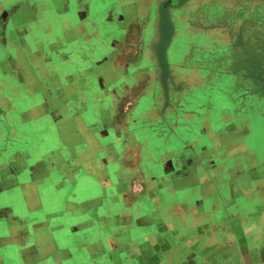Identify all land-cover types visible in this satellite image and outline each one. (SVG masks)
<instances>
[{
	"label": "crops",
	"instance_id": "1",
	"mask_svg": "<svg viewBox=\"0 0 264 264\" xmlns=\"http://www.w3.org/2000/svg\"><path fill=\"white\" fill-rule=\"evenodd\" d=\"M50 1L62 21L54 38L64 43H57L59 48L96 43L103 49L102 57L88 60L96 66L92 81L98 82V92L134 94L125 111L115 110L110 130L118 133L122 145H146L150 163L143 172L145 192L136 178L139 170L121 169L118 163L114 168L107 165L109 159L95 169L84 164L79 175L97 184L88 194L96 189L101 205L83 212L82 219L77 218L80 211L68 215L66 232L50 238L53 254H44V244L35 264H78L80 258L84 264H107L106 243L104 253H93L95 231H86L110 223L101 218L96 223L92 216L102 205L109 213L145 210L143 223L152 237L156 224L168 226L164 231L171 235L173 255L193 254L204 264H264V92L256 104L254 92H238L239 80L244 88L252 80L246 66L243 77L236 73L237 64L247 65V53L236 57V47L229 43L214 58L200 52L188 56L176 51L173 41L164 51L167 60L161 61L156 45L162 15L156 8L144 14L134 0H59V8L56 0ZM169 67L176 71L171 78L166 77ZM89 70L74 75L86 77ZM206 75L216 79V92L203 90L215 84L204 85ZM186 79L193 92H184ZM14 189L3 187L0 192ZM82 203L84 208L87 202ZM77 225L82 228L71 239ZM87 251L89 258H83ZM126 252L116 249L111 255L129 256ZM26 255L23 264H28ZM6 259L10 250L2 248L0 261Z\"/></svg>",
	"mask_w": 264,
	"mask_h": 264
},
{
	"label": "rangeland",
	"instance_id": "2",
	"mask_svg": "<svg viewBox=\"0 0 264 264\" xmlns=\"http://www.w3.org/2000/svg\"><path fill=\"white\" fill-rule=\"evenodd\" d=\"M55 2L59 8V0ZM133 4L141 13L152 7L162 15L156 45L161 61L167 60L164 51L173 41L175 50L188 56L200 52L214 58L229 43L235 45L236 57L246 52L247 65L237 64L236 73L243 77L246 66L252 80L248 78L245 88L239 80L238 92H254L256 104L264 92V0H134ZM61 22L50 0H0V190L15 188L0 192V254L2 248L10 250V259L0 264H23L25 252L28 264H35L36 252L44 244V254H53L50 238L66 232L68 215L80 211L77 218L82 219L83 212L101 205L96 189L88 194L97 184L79 175L84 164L95 169L109 159L107 165L114 168L118 163L119 168L139 170L136 178L146 190L143 172L150 163L145 159L146 145H122L118 133L110 130L115 110L125 111L133 93L98 92V82L92 81L96 66L88 60L102 57L103 49L96 43L59 48L57 43L62 42L54 38ZM171 67L166 77L174 76ZM88 70L91 75L86 77L74 75ZM205 77L204 85L215 84L203 90L216 92V79ZM185 81L189 87L185 83L184 92H193L195 87ZM63 89L71 92H59ZM146 215L136 208L109 213L102 205L92 216L96 223L99 218L110 223L86 229L95 231L92 252L104 253L106 243L107 264H204L193 254L173 255L171 235L164 231L168 226L156 224L152 237L143 223ZM132 220L137 224L130 225ZM75 228L71 239L82 225ZM116 249L133 256L111 255ZM85 257L89 258L88 251ZM77 263L85 262L80 258Z\"/></svg>",
	"mask_w": 264,
	"mask_h": 264
},
{
	"label": "water",
	"instance_id": "3",
	"mask_svg": "<svg viewBox=\"0 0 264 264\" xmlns=\"http://www.w3.org/2000/svg\"><path fill=\"white\" fill-rule=\"evenodd\" d=\"M171 1H169V3H170Z\"/></svg>",
	"mask_w": 264,
	"mask_h": 264
}]
</instances>
